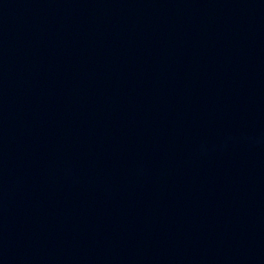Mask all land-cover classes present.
Here are the masks:
<instances>
[{
	"label": "water",
	"instance_id": "water-1",
	"mask_svg": "<svg viewBox=\"0 0 264 264\" xmlns=\"http://www.w3.org/2000/svg\"><path fill=\"white\" fill-rule=\"evenodd\" d=\"M0 264H264V0H0Z\"/></svg>",
	"mask_w": 264,
	"mask_h": 264
}]
</instances>
